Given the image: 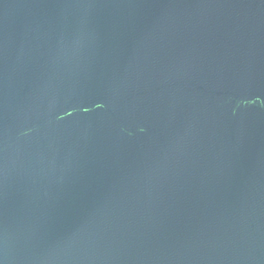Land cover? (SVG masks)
<instances>
[{"label": "water", "instance_id": "obj_1", "mask_svg": "<svg viewBox=\"0 0 264 264\" xmlns=\"http://www.w3.org/2000/svg\"><path fill=\"white\" fill-rule=\"evenodd\" d=\"M0 264H264V0H0Z\"/></svg>", "mask_w": 264, "mask_h": 264}]
</instances>
